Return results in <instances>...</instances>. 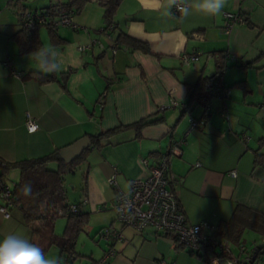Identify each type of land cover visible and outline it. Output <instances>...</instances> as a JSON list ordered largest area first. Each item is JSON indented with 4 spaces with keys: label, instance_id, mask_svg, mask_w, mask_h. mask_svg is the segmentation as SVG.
Listing matches in <instances>:
<instances>
[{
    "label": "crops",
    "instance_id": "1",
    "mask_svg": "<svg viewBox=\"0 0 264 264\" xmlns=\"http://www.w3.org/2000/svg\"><path fill=\"white\" fill-rule=\"evenodd\" d=\"M20 1L35 11L64 0ZM102 1L107 0H85L78 12L72 10L78 29L59 26L52 38L47 26L38 27L42 49L52 53L46 62L54 56L58 65L52 71L36 59L38 51L20 52L12 35L20 29L21 9L0 0V160L41 156L84 135L148 116L162 118L145 125L138 136L134 128H124L87 151V195L83 198L79 191L76 201H68L81 202L79 209L89 216L69 264L80 257L85 264H102L109 241L102 239L98 246L97 238L105 226L122 234L106 264H208L150 226L141 232L122 226L115 217L114 197L118 189L125 191L132 180L147 175L140 158L152 164L172 139H183V153L170 169L179 178L173 188L190 223L216 225L231 216L236 204L264 212V165L255 164L256 154H264V0H228L223 11L246 15V22H236L228 31L223 13L209 17L194 12L184 18L182 13L164 15L161 0H119L111 37L103 31L108 21ZM120 34L126 40L117 41ZM129 39L145 43L149 52ZM92 40L97 43L78 51V45ZM220 52L241 60H227L221 76L230 88L227 98H212L208 113L201 105L183 113L180 106L160 109L172 99L183 108L188 84L201 74H214ZM189 54H197V59L186 64L182 55ZM30 71L50 73L55 79L40 82ZM27 116L37 123L35 131L26 129ZM190 116L204 123L189 129ZM18 178L19 171L12 169L2 179L13 186ZM9 211L8 217L0 212V241L12 233L31 240L20 210L14 206ZM56 224L54 231L60 235L66 219L61 232ZM83 232L96 244L91 243L89 255L77 249ZM229 243L235 251L236 244ZM45 253L64 264L56 245Z\"/></svg>",
    "mask_w": 264,
    "mask_h": 264
},
{
    "label": "trees",
    "instance_id": "2",
    "mask_svg": "<svg viewBox=\"0 0 264 264\" xmlns=\"http://www.w3.org/2000/svg\"><path fill=\"white\" fill-rule=\"evenodd\" d=\"M118 2L119 0L101 2L105 8V17L108 21L105 27L108 25H112L113 27L111 19ZM84 3L85 0H64L63 2H56L55 4L48 5L38 11H45L48 15H57L62 11L68 10L78 12ZM8 5L17 8V11L25 9L20 0H8ZM39 26L40 25H34L28 28L20 26V29L12 35L18 43L21 53L37 52L42 49L38 34ZM48 28L50 29V36L54 38V29ZM121 40H126L122 34L118 36L117 41ZM129 41L134 47L149 52V47L145 43L134 39H129ZM216 59V71L214 74L210 76L201 74L195 82L188 84L187 104L183 108H180L182 113L189 112L191 106L198 105L203 106L204 112L208 113L211 110L212 98H227L214 96L210 93L215 79L222 76L228 60L226 53L222 52L218 53ZM29 74L35 76L40 82L55 79V76L50 73L46 74L38 71H30ZM238 85L242 86L243 84L238 83ZM207 105L210 106L208 111L205 110ZM190 118L198 121L196 127L204 123L202 118L193 116H190ZM161 119L162 118L151 119V117L148 116L128 125L108 128L95 135H87L91 141V146L85 149L76 159L69 162L64 161L60 157V149H55L41 156L23 158L14 162H4L0 160V183L4 182L2 178L8 171L12 169H17L19 171V178L12 186L14 203L11 207L15 206L20 210L23 221L30 229V241L39 244L45 252L51 245H56L60 250V258H63V263L69 264L71 258H73L76 253L74 247L77 236L79 232L83 230L89 215L87 212L79 209L81 202L68 201L67 188L65 185L66 176L75 174L76 169L85 164V168H83L81 172L82 185L80 187L82 197L85 198L87 195L86 172L88 165L85 162L87 151L92 146L100 145L103 139L113 136L121 129L132 127L136 130L138 136L145 125L156 123ZM172 141H181L183 153V139H172L166 150ZM255 164L264 165V154H256ZM25 183H30L32 185L33 194L31 196H24L21 194V188ZM71 205L76 206L75 210H71ZM59 217H64L66 219L64 230L60 235L56 234L54 231L55 221ZM246 230L258 233L259 236L264 235V212L257 211L242 204H236L231 216L227 220H220L215 225L212 237L225 239L237 245L239 243H244L242 236ZM173 240L176 241L174 238ZM181 246L184 247L183 245ZM203 249L204 252L207 250H214L213 241H208V243L203 246ZM217 254L230 257L231 253L229 254L228 252L221 251ZM196 255L201 256L198 253Z\"/></svg>",
    "mask_w": 264,
    "mask_h": 264
},
{
    "label": "built area",
    "instance_id": "3",
    "mask_svg": "<svg viewBox=\"0 0 264 264\" xmlns=\"http://www.w3.org/2000/svg\"><path fill=\"white\" fill-rule=\"evenodd\" d=\"M73 14L72 10H68L57 15H48L45 11L25 8L20 10L17 16L19 25L25 28L44 25L51 29H56L59 26L78 29L80 26L74 23ZM172 14L179 16L181 12L173 8ZM223 16L226 19L224 23L226 31L236 22H246V15L241 12L223 11ZM112 28V25H108L103 29L108 37H111ZM95 43H97L96 40H92L88 44L78 45L77 49L84 52ZM113 47H117V44L114 43ZM196 59L197 54L182 55V61L186 64ZM227 59L237 63L241 61L233 54H227ZM210 93L218 97H228L230 88L219 76L215 79ZM177 106L181 108V105L172 99L160 109ZM209 108L210 106L207 105L205 110L208 111ZM197 124L196 119L190 118L189 129H193ZM25 125L30 132L35 131L38 127L37 123L28 116ZM181 154V141H172L156 162L151 164L146 157L139 159L140 165L147 171V175L132 180L129 188L125 191L118 189L113 203L116 220L122 226L132 227L138 232L150 226L156 232L168 234L191 253H198L204 257L208 264H264V237L259 242L253 241L254 244L249 247L244 243H239L236 245V251H233L228 240L212 237L215 225L207 221L198 223L188 221L173 188L174 184L179 183V178L170 169L172 160L180 157ZM231 173L234 174V171ZM0 199L2 200L0 212L4 217H8L9 208L14 203V195L12 186L5 182L0 183ZM75 208V205H71L72 211ZM99 235L102 239L109 241V247L100 259V263L105 264L115 255L114 244L122 239V234L119 229L105 226L100 229ZM210 240L213 241L214 250L204 252L203 246ZM221 251L231 253L230 257L217 254Z\"/></svg>",
    "mask_w": 264,
    "mask_h": 264
},
{
    "label": "clouds",
    "instance_id": "4",
    "mask_svg": "<svg viewBox=\"0 0 264 264\" xmlns=\"http://www.w3.org/2000/svg\"><path fill=\"white\" fill-rule=\"evenodd\" d=\"M227 4L228 0H161L160 8L164 15H171V10L176 8L184 18L194 12L213 17L221 15ZM50 55L52 53L49 50L42 49L36 54V59L43 67L54 71L58 67L54 62V56L51 63L46 62ZM21 194L31 196L33 194L32 185L25 183L21 188ZM0 264H60V260L47 255L39 244L12 233L0 241Z\"/></svg>",
    "mask_w": 264,
    "mask_h": 264
},
{
    "label": "rangeland",
    "instance_id": "5",
    "mask_svg": "<svg viewBox=\"0 0 264 264\" xmlns=\"http://www.w3.org/2000/svg\"><path fill=\"white\" fill-rule=\"evenodd\" d=\"M83 170V166L79 167L76 169L75 174H69L67 175L66 181H65V185L66 188L68 190V200L69 201H76L78 192L80 191V187L82 185L81 183V172ZM57 224H56V230L57 232H61L62 230V223L64 224L65 222V218L64 217H59L57 218ZM262 237H264V235L259 236L258 233H254V232H250L248 230H246L242 236L244 243L249 247L252 246L254 243L253 241L259 242ZM98 246L102 245V238H100V236H98ZM96 239V240H97ZM91 241V242H90ZM95 242V241H94ZM92 240H90V238L87 236V234L85 232L81 233L80 237L78 238V243H77V249L81 250V252H84L86 255H89L90 253V249L89 247H91V243L92 245H96ZM234 250L236 251V246H233ZM54 249V248H52ZM54 251V250H51ZM50 253H54V252H50ZM52 255V254H51ZM82 259V262L80 263ZM75 264H85L84 258L80 257L76 260Z\"/></svg>",
    "mask_w": 264,
    "mask_h": 264
},
{
    "label": "water",
    "instance_id": "6",
    "mask_svg": "<svg viewBox=\"0 0 264 264\" xmlns=\"http://www.w3.org/2000/svg\"><path fill=\"white\" fill-rule=\"evenodd\" d=\"M91 146V141L87 135H84L71 144L59 150L60 157L66 161H72L82 154V152Z\"/></svg>",
    "mask_w": 264,
    "mask_h": 264
}]
</instances>
